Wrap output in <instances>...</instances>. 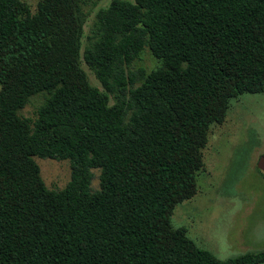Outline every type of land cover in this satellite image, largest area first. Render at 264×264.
<instances>
[{
  "label": "trees",
  "instance_id": "trees-1",
  "mask_svg": "<svg viewBox=\"0 0 264 264\" xmlns=\"http://www.w3.org/2000/svg\"><path fill=\"white\" fill-rule=\"evenodd\" d=\"M81 1L0 0V264L263 263L219 259L169 216L211 125L264 90V0H110L86 34ZM33 157L67 160L66 184L46 188Z\"/></svg>",
  "mask_w": 264,
  "mask_h": 264
},
{
  "label": "rangeland",
  "instance_id": "rangeland-1",
  "mask_svg": "<svg viewBox=\"0 0 264 264\" xmlns=\"http://www.w3.org/2000/svg\"><path fill=\"white\" fill-rule=\"evenodd\" d=\"M34 10L37 0H24ZM110 0H82V30L88 33L95 11ZM83 42V38H82ZM91 85L98 83L81 62ZM156 61L144 49L134 66L147 70ZM43 99L31 96L19 110L30 120ZM264 152V90L245 93L231 99L224 120L211 125L202 149L203 166L195 174V192L174 205L169 220L182 227L196 246L225 260L246 252L264 249V179L255 167ZM46 188L61 189L69 179L67 160L33 157ZM97 170H93L91 189L98 187ZM261 264H264L261 263Z\"/></svg>",
  "mask_w": 264,
  "mask_h": 264
},
{
  "label": "water",
  "instance_id": "water-1",
  "mask_svg": "<svg viewBox=\"0 0 264 264\" xmlns=\"http://www.w3.org/2000/svg\"><path fill=\"white\" fill-rule=\"evenodd\" d=\"M255 166L264 176V152L258 155Z\"/></svg>",
  "mask_w": 264,
  "mask_h": 264
}]
</instances>
